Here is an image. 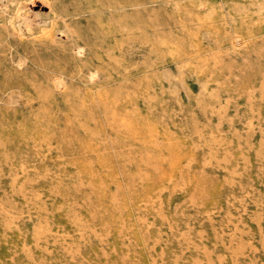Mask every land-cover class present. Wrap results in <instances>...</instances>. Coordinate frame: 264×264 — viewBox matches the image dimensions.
<instances>
[{
  "label": "rangeland",
  "instance_id": "rangeland-1",
  "mask_svg": "<svg viewBox=\"0 0 264 264\" xmlns=\"http://www.w3.org/2000/svg\"><path fill=\"white\" fill-rule=\"evenodd\" d=\"M0 264H264V0H0Z\"/></svg>",
  "mask_w": 264,
  "mask_h": 264
},
{
  "label": "bare ground",
  "instance_id": "bare-ground-1",
  "mask_svg": "<svg viewBox=\"0 0 264 264\" xmlns=\"http://www.w3.org/2000/svg\"><path fill=\"white\" fill-rule=\"evenodd\" d=\"M43 7V6H42ZM31 21V20H30ZM25 22V21H24ZM75 53V52H74ZM56 83V82H55Z\"/></svg>",
  "mask_w": 264,
  "mask_h": 264
}]
</instances>
